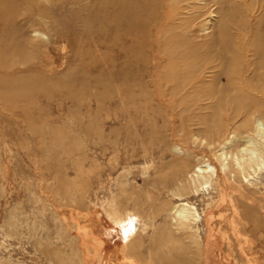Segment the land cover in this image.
<instances>
[{
  "label": "rangeland",
  "instance_id": "rangeland-1",
  "mask_svg": "<svg viewBox=\"0 0 264 264\" xmlns=\"http://www.w3.org/2000/svg\"><path fill=\"white\" fill-rule=\"evenodd\" d=\"M170 1L179 21L196 12L203 34L222 2L243 0ZM39 4L27 20L0 10V90L17 92L0 95V264H81L91 245L98 264H264V104L247 118L261 164L250 167L232 126L203 132L150 102L153 52L164 60L153 41L98 48L76 37L79 4ZM197 167L214 171L209 184L194 181ZM181 203L198 222L182 224ZM118 214L146 223L145 237H127Z\"/></svg>",
  "mask_w": 264,
  "mask_h": 264
},
{
  "label": "bare ground",
  "instance_id": "bare-ground-1",
  "mask_svg": "<svg viewBox=\"0 0 264 264\" xmlns=\"http://www.w3.org/2000/svg\"><path fill=\"white\" fill-rule=\"evenodd\" d=\"M70 3L79 4L80 8L74 17L80 28L76 37L89 39L92 46L110 49L124 46L132 50L136 46L137 51H142L153 41L156 49L160 47L164 60L157 50L153 52L157 62L156 69L150 72L154 75L151 82L154 93L148 97L150 102L164 104L168 115L185 117L199 124L203 132L224 134L227 127L232 126L233 143L239 148L246 145L240 151H248L247 158L243 155V161L250 167H261L255 157L256 150L249 153L253 137L246 131L252 130L248 116L254 108L264 104V0H243L239 5L222 2L220 13L216 14L220 16L218 22L212 27H204L203 34L192 25L198 17L196 12L179 21L181 9L176 1L70 0ZM22 5L26 8L23 13L20 11ZM39 5V0H0V10L4 11L5 17L19 15L26 20L40 15ZM28 40L26 36L19 41L23 45ZM10 52L13 51L7 52L8 55ZM7 64L5 59L0 63L1 66ZM142 72L149 73L147 70ZM5 90L15 93L10 86ZM3 91L0 90V95ZM238 121L241 123L234 126ZM212 124L218 126L216 131L212 130ZM258 132L264 142V130L260 127ZM235 161L240 168L244 167L238 158ZM213 173L197 167L194 181L200 186L209 184ZM194 209L191 204L181 203L175 207V216L184 225L198 222ZM109 218L124 231L127 228L132 231L126 232L127 237L137 232L147 234L149 226L141 219L130 223L121 214ZM83 247L79 262L88 264V259H93L91 253L96 256L97 250L93 245ZM98 256L89 264H98L103 255Z\"/></svg>",
  "mask_w": 264,
  "mask_h": 264
},
{
  "label": "crops",
  "instance_id": "crops-1",
  "mask_svg": "<svg viewBox=\"0 0 264 264\" xmlns=\"http://www.w3.org/2000/svg\"><path fill=\"white\" fill-rule=\"evenodd\" d=\"M134 235H136V234H134ZM141 236H142V237H145V234H144V235L141 234ZM179 264H182V260H181V259L179 260Z\"/></svg>",
  "mask_w": 264,
  "mask_h": 264
}]
</instances>
